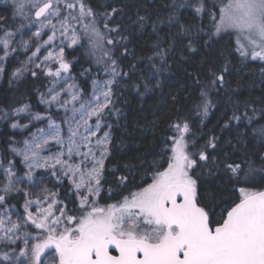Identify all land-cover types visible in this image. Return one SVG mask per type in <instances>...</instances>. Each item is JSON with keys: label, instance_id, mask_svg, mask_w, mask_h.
Returning <instances> with one entry per match:
<instances>
[{"label": "snow or ice", "instance_id": "1", "mask_svg": "<svg viewBox=\"0 0 264 264\" xmlns=\"http://www.w3.org/2000/svg\"><path fill=\"white\" fill-rule=\"evenodd\" d=\"M13 6L20 26L0 29V76L10 57L30 53L12 71V80H22L26 72L36 77L39 71L49 78V85L39 94L43 113L25 102L0 109V122L27 133L19 141H10V151L27 168L28 181L35 184L36 169L49 170L57 184L67 180L78 197L79 211L68 214L57 193L46 187L42 195L29 198L18 187L23 178L17 176L16 161L0 160V246L10 248L21 239L24 244L18 255L0 252V264H42L49 248L55 249V264H264V186L252 183L259 174L264 185V163L257 167L252 160L218 161L210 155L217 149L216 137L191 151L195 142L189 139L186 120L170 125L173 135L165 138L162 160L153 162L151 183L117 203L99 205L102 182H107L105 162L111 155L110 120L122 115L115 107L114 88L130 79L115 54L118 47L124 48L122 55L127 54L123 43L127 38L119 25L108 23L118 10L97 13L88 0H13ZM182 7H191L197 15L205 12L204 0H180L173 5L169 23H179L175 13ZM209 15V39L222 33L234 35L235 52L242 60L264 61V0H221L218 12ZM138 22L143 26L145 18ZM180 28L183 34L190 31ZM84 47L96 66L87 92L76 82L73 61L65 55L66 49ZM171 47L154 45V55L147 58L151 76L145 74L134 85L137 91L159 87L152 77L166 69ZM188 47L195 51L191 43ZM226 71L225 67L220 74L210 73L212 88L224 84ZM200 97L196 107L207 116L208 91H201ZM231 119L253 125L246 113L233 114ZM249 131L264 141V125ZM259 159L264 162V156ZM210 165V171L222 165L231 184L244 185L234 189L238 195L218 214L200 193L198 166ZM127 179L120 177V184ZM21 192L22 213L11 203L12 196ZM28 228L40 233L33 237ZM31 239L36 242L30 244Z\"/></svg>", "mask_w": 264, "mask_h": 264}, {"label": "trees", "instance_id": "2", "mask_svg": "<svg viewBox=\"0 0 264 264\" xmlns=\"http://www.w3.org/2000/svg\"><path fill=\"white\" fill-rule=\"evenodd\" d=\"M11 3L0 0V29H9L15 20ZM88 3L97 13L110 12L112 8L118 10L108 23L110 27L119 25L120 33L127 38L123 42L127 54L122 55V47H118L115 54L130 77L122 81L119 88H114L115 107L122 115L110 120L113 138L111 155L105 166L107 182H102L100 206L117 203L129 192L151 183L153 162L162 160L165 138L173 135L170 125L177 120L188 122L189 139L195 142V147L190 148L193 152L210 137H216L217 149L210 155H215L218 161L252 160L257 167L264 163L259 159L264 156V141L249 131V128L264 125V61L242 60L235 52L233 35L209 39L208 33L212 29L209 12H218L221 0H204L203 15L195 14L191 7L180 8L175 13L179 23H169L168 17L174 14L173 5L180 0H88ZM140 17L145 18L143 26L138 22ZM154 24L157 25L155 30ZM180 25L190 31L183 34ZM157 43L164 48L172 45L166 69L152 77L159 81V87L146 93L142 88L137 91L134 85L145 74L151 76L147 58L154 55ZM189 43L195 51L189 49ZM27 55L20 52L10 57L5 65L0 80V109L10 110L27 102L33 111L44 112L39 94L46 91L49 78L39 71L36 77L26 72L20 81L11 77L12 71L21 66ZM66 58L73 61L72 74L78 84L89 91L96 66L87 54V47L68 50ZM225 67L224 84L212 88L210 73L220 74ZM85 69H91V73L84 72ZM204 90L208 91L211 101L207 116H202L196 107L201 103L200 93ZM245 113L252 118L253 125H248L247 120L240 124L232 121L233 114L243 117ZM24 137L21 131L0 122V155L5 161L15 160L18 172L23 171L22 163L19 157L12 155L10 141ZM210 168L211 165L198 166L200 193L218 214L238 195L234 189L244 185L231 184L222 165L219 170L210 171ZM122 176L128 178L124 185L120 184ZM252 183L257 187L264 186L259 174ZM60 198L67 206L68 214H78V199L67 182L60 191ZM11 203L22 210V196H12ZM9 249L3 248L0 252Z\"/></svg>", "mask_w": 264, "mask_h": 264}, {"label": "rangeland", "instance_id": "3", "mask_svg": "<svg viewBox=\"0 0 264 264\" xmlns=\"http://www.w3.org/2000/svg\"><path fill=\"white\" fill-rule=\"evenodd\" d=\"M8 1L12 2L11 4H13V0H8ZM19 26H20V19H19V17H15V20L11 23V27H9V29H15V28H18ZM37 28H38V24L35 25L31 30L34 31ZM225 34H227V33H222L221 35H225ZM233 37H234V40L236 41V37L234 35H233ZM25 38H27V36H25ZM68 50L71 51V50H74V49H66L65 50V55H66V52ZM42 52H43V50H42ZM29 54L30 53H28V55ZM1 79H2V76H0V80ZM76 82H77V80H76ZM42 107L45 110V106L42 105ZM3 123H5V122H3ZM14 130L21 131L20 129H14ZM22 133L25 136L27 135L26 132H22ZM0 160H3L1 155H0ZM105 166H106V162H105ZM22 170H23L22 172H18V169L16 168L17 176H20V177L23 178V182L20 185H18V187L21 188V189H24L25 191H27L29 193V198L35 199L36 197L42 195L43 194L42 190L46 187V188L50 189L51 192L57 193L56 199L58 201L62 202L61 198H60V191H61L62 187L64 186V184L66 182L69 184V182L67 180H64L63 184H57L55 178L50 175V171L49 170H47V169H36V170H34L35 184H32V183H30L28 181L27 177L25 176V173L27 172V168L24 166L23 163H22ZM69 186H70V184H69ZM102 190H103V188H102ZM102 190L100 192L99 197L97 198L98 199V203H99V198H100V196L102 194ZM71 192L73 194H75L73 192L72 188H71ZM17 195L22 196V210H19L16 206H15V208L18 209L22 213L23 212V204L25 202V197H24L23 192L18 193V194H14L13 196H17ZM77 199H78V197H77ZM78 203H79V200H78ZM57 207H59V205H57ZM32 210L35 212L36 211L35 207H33ZM13 219H16V216H13ZM26 230L30 231L32 233L33 237L37 236L40 233V230H34L32 228H28ZM35 242H36L35 239H31L30 240V244L35 243ZM3 248L6 249L5 247L0 246V249H3ZM23 248H24V244H23V240L21 239V240L17 241L16 245L10 246V249L8 251H11L14 255H18L19 251L22 250ZM55 255H56V253H55V249L54 248H49V249L45 250L44 256H42V264H55V260H54ZM20 259L24 260L25 258L24 257H20Z\"/></svg>", "mask_w": 264, "mask_h": 264}]
</instances>
